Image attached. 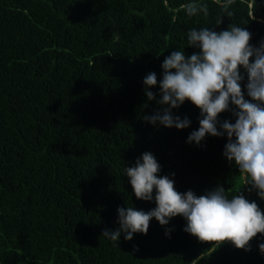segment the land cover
Here are the masks:
<instances>
[{
    "label": "trees",
    "instance_id": "obj_1",
    "mask_svg": "<svg viewBox=\"0 0 264 264\" xmlns=\"http://www.w3.org/2000/svg\"><path fill=\"white\" fill-rule=\"evenodd\" d=\"M193 2L206 4L207 15L187 16L182 6ZM224 3L0 0V264H264V234L248 250L216 247L185 232L179 215L167 225L152 218L147 234L131 240L102 234L119 228L118 208L156 207L154 198L135 197L124 171L145 152L176 191L200 196L221 187L264 212V200L223 154L226 134L186 142L202 118L190 101L172 109L190 121L185 129L144 119L167 107L157 103L164 59L199 53L187 45L189 30L235 25L251 33V46L264 43V0H232L227 11ZM239 71L251 100L247 72ZM153 72L149 101L143 80ZM234 111L230 103L218 114V130L235 123Z\"/></svg>",
    "mask_w": 264,
    "mask_h": 264
},
{
    "label": "clouds",
    "instance_id": "obj_2",
    "mask_svg": "<svg viewBox=\"0 0 264 264\" xmlns=\"http://www.w3.org/2000/svg\"><path fill=\"white\" fill-rule=\"evenodd\" d=\"M231 4L232 0H225L223 9L227 11ZM182 8L189 17L198 12L207 15L208 11L206 4L194 2ZM250 39L249 31L235 25L220 32L208 28L189 30L187 45L199 48V53L186 57L183 51H173L164 59L157 103L167 107L144 119L166 128L185 129L190 121L173 116L172 109L190 101L200 109L202 118L198 130L191 132L186 142L199 144L206 135L226 134L224 156L235 162L245 177V184L264 200V43L255 48L249 44ZM250 57H254L252 62ZM241 66L248 75L246 89L251 100L244 98L240 87ZM143 84L147 99L153 100L156 94L147 89L157 85L156 74L149 73ZM230 103L238 109L233 112L235 123L224 121L218 130V114L229 110ZM124 171L135 197L142 201L154 198L156 207L147 212L130 206L118 208L119 228L102 233L113 241L121 233H126L125 240H131L133 233L147 234L152 218L160 225H167L178 215L187 221L185 232L216 247L231 242L237 249L248 250L250 240L258 233L264 234V212L254 201L249 202L243 195L228 199L221 187L200 196L191 190L180 193L168 176H157L160 165L149 152L143 153L134 167H126ZM259 250L264 253V243L259 245Z\"/></svg>",
    "mask_w": 264,
    "mask_h": 264
}]
</instances>
